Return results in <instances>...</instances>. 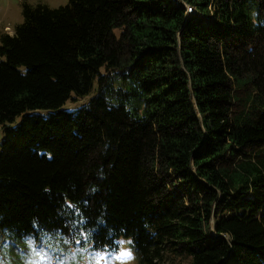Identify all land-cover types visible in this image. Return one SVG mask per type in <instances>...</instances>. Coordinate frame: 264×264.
<instances>
[{"label":"trees","instance_id":"16d2710c","mask_svg":"<svg viewBox=\"0 0 264 264\" xmlns=\"http://www.w3.org/2000/svg\"><path fill=\"white\" fill-rule=\"evenodd\" d=\"M182 2L23 4L0 34L2 233L264 264V0Z\"/></svg>","mask_w":264,"mask_h":264},{"label":"rangeland","instance_id":"374dc122","mask_svg":"<svg viewBox=\"0 0 264 264\" xmlns=\"http://www.w3.org/2000/svg\"><path fill=\"white\" fill-rule=\"evenodd\" d=\"M67 2L68 0H0V34L4 31L13 34L15 25L23 20L22 9L25 3L58 7ZM20 69L24 71L25 66L21 65ZM84 97L87 99L88 95ZM82 100L80 97L76 102L68 100L63 108L71 110ZM2 138L0 124V143ZM61 241L66 240L59 236L43 237L40 240L18 239L0 231V264H138V254L127 237L119 239L117 250L91 249L88 246L76 248L72 245L68 247ZM125 253H130V257Z\"/></svg>","mask_w":264,"mask_h":264},{"label":"built area","instance_id":"2783aa9c","mask_svg":"<svg viewBox=\"0 0 264 264\" xmlns=\"http://www.w3.org/2000/svg\"><path fill=\"white\" fill-rule=\"evenodd\" d=\"M172 3L176 4V5H182L185 7L186 9V14L189 16V15H192L194 14L196 11H195V7H192L190 5H187L185 3L182 2V0H171Z\"/></svg>","mask_w":264,"mask_h":264},{"label":"snow or ice","instance_id":"6c2138e0","mask_svg":"<svg viewBox=\"0 0 264 264\" xmlns=\"http://www.w3.org/2000/svg\"><path fill=\"white\" fill-rule=\"evenodd\" d=\"M125 255H128L130 257V253H125Z\"/></svg>","mask_w":264,"mask_h":264}]
</instances>
